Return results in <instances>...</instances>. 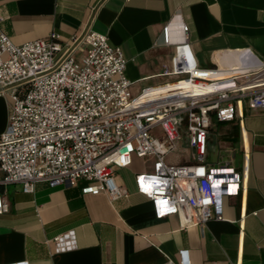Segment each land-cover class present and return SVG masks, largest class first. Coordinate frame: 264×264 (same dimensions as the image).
Wrapping results in <instances>:
<instances>
[{
    "label": "built area",
    "instance_id": "obj_1",
    "mask_svg": "<svg viewBox=\"0 0 264 264\" xmlns=\"http://www.w3.org/2000/svg\"><path fill=\"white\" fill-rule=\"evenodd\" d=\"M162 41L173 42L169 24ZM125 69L121 48L92 29L68 41L51 32L15 44L0 28V96L9 99L0 132V214L9 210L2 189L9 184L32 193L39 182H82V194L126 198L114 171L135 156L152 158V170L134 182L156 219L177 215L182 228L226 219L225 200L245 188L249 154L242 144L241 168L208 163V133L213 122L242 116L244 104L264 108V58L243 52L230 66L202 67L179 53L172 67L163 65L169 80L135 96ZM179 149L189 151L187 160L176 156ZM52 242L56 251L75 248L72 230Z\"/></svg>",
    "mask_w": 264,
    "mask_h": 264
},
{
    "label": "crops",
    "instance_id": "obj_2",
    "mask_svg": "<svg viewBox=\"0 0 264 264\" xmlns=\"http://www.w3.org/2000/svg\"><path fill=\"white\" fill-rule=\"evenodd\" d=\"M0 16V28L15 44L51 32L62 41L87 29L105 34L124 53L132 96L169 80L161 75L163 65L172 67L179 53L202 67L230 66L243 52L264 58V0H0ZM165 24L170 45L162 41ZM8 107V97L0 96V132ZM242 144L249 154L245 188L225 200V220L201 227L182 228L177 215L153 216L134 182L136 173L152 170L151 157L132 156L129 165L115 168L129 194L113 202L102 193L82 194V182H39L32 193L6 185L0 264H264V108L244 104L242 116L213 122L208 151L218 159L208 163L241 168ZM70 230L75 248L56 251L53 237Z\"/></svg>",
    "mask_w": 264,
    "mask_h": 264
},
{
    "label": "rangeland",
    "instance_id": "obj_3",
    "mask_svg": "<svg viewBox=\"0 0 264 264\" xmlns=\"http://www.w3.org/2000/svg\"><path fill=\"white\" fill-rule=\"evenodd\" d=\"M179 152L180 156L184 158L185 160L188 159L189 151H177ZM218 159V154L215 150H209L207 154V161L214 162Z\"/></svg>",
    "mask_w": 264,
    "mask_h": 264
}]
</instances>
